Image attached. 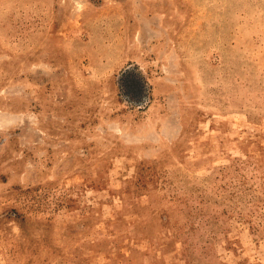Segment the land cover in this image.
Masks as SVG:
<instances>
[{"label": "rangeland", "instance_id": "374dc122", "mask_svg": "<svg viewBox=\"0 0 264 264\" xmlns=\"http://www.w3.org/2000/svg\"><path fill=\"white\" fill-rule=\"evenodd\" d=\"M0 264H264V0H0Z\"/></svg>", "mask_w": 264, "mask_h": 264}]
</instances>
